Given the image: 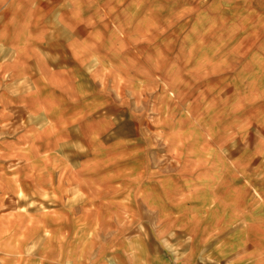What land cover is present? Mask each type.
Returning <instances> with one entry per match:
<instances>
[{"label":"rangeland","instance_id":"374dc122","mask_svg":"<svg viewBox=\"0 0 264 264\" xmlns=\"http://www.w3.org/2000/svg\"><path fill=\"white\" fill-rule=\"evenodd\" d=\"M57 9L83 15L93 52L83 66L67 64L70 100L30 75L0 77V264H26L17 238L35 240V251L48 240L52 253L68 238L72 258L83 254L76 264H95L113 230L146 264L179 262L189 238L171 220L200 213L193 200L240 198L241 217L253 220L252 197L261 198L251 193L264 189V0H62ZM7 93L34 94V104ZM174 186L183 193L173 201ZM155 200L163 210L150 208ZM205 213L209 233H221L217 210ZM256 222L236 228L262 240ZM233 229L208 241L196 264L227 262L206 253Z\"/></svg>","mask_w":264,"mask_h":264},{"label":"crops","instance_id":"0c3cea01","mask_svg":"<svg viewBox=\"0 0 264 264\" xmlns=\"http://www.w3.org/2000/svg\"><path fill=\"white\" fill-rule=\"evenodd\" d=\"M36 3L43 4L44 10L42 12L34 10ZM61 3L62 0H0V77H10L11 82H16L27 80L25 77L30 75V77L34 78V83H42L48 87L49 91L60 93L57 98L58 101L59 98L65 99V97L67 100H70L68 91L71 92L73 88L72 84L76 83V77L71 74L74 71L67 64L72 65L73 63L75 67L83 66L84 62H88L92 56L90 54L93 52L92 44L89 43L90 46L88 47V43L84 41V37L89 32L84 28L83 15H80L78 12L74 13L72 11L57 9ZM34 18L38 20L43 19L44 26L37 21H34L32 25L31 20ZM52 19L57 20V22H53V26H51ZM40 43L44 45L43 49H39ZM7 94L12 102L15 101L20 105L26 104L27 108H29V105L33 106L34 104V94L31 96L30 94H27V96ZM1 97L3 98L4 96ZM101 122L104 125L103 127L110 124V120L103 116L100 117ZM82 123V119H79V131L82 130ZM58 140L62 141L61 138H58ZM160 190L159 194L161 195H166L170 192L168 188H161ZM178 191L174 186L173 201L177 199L180 193H183ZM187 193H190V188ZM253 194L260 195L261 198L259 204L255 202L256 198L252 197L255 207L250 208V210L253 211V214H256L253 220L252 218L246 219L245 216L241 217L240 198L238 200H226L224 197H220L217 203L209 199H202L198 202L193 200L191 204L195 206L194 204L198 203L196 207L197 209L199 208L200 213H194L185 219H183L181 214L173 215V219L171 220L173 232L185 230L189 238V248L179 262L162 256L161 264H196L197 257L201 256L205 244L208 241L211 242L217 235L222 234L231 225L234 226V229L214 242L211 251H208L206 254L212 252L215 257L227 258L228 261L224 264H264V239L258 240V235L254 234V230L242 234L240 231L241 226L236 228V223L241 221V219L242 221L244 219L246 222H249V227L257 226L258 222L256 221L264 222V189L255 187L251 195L253 196ZM159 200L167 204L166 197L162 196ZM153 204L154 206H150V208L163 210L156 200ZM208 208L217 210L215 217L218 220L217 225L219 224V231L221 233H209L213 229V217H210L209 213L207 217L204 216ZM66 209L64 207V210ZM204 209H207V211H203ZM231 211H233V216L230 215ZM207 218L208 221L206 220ZM107 224L108 222H106V226ZM113 232L114 230L112 233L106 232L105 237L100 238L101 240L97 243L95 255L91 256V260L95 261V264H146L142 257H138L135 250L136 247L131 245L129 240L121 239L118 233L114 234ZM67 239L65 238L61 242V246L65 250L61 251L63 249L59 247L60 250L55 251L57 253L49 251L50 242L48 240L43 250L37 249V251L34 249L35 240H20L17 238L16 243L17 248H21L19 254L22 253L24 246L27 248L26 252L30 256L26 258V264H35V262L36 264L80 263L78 259L83 254L80 253L79 258H72L73 254L66 248ZM71 239L79 238L71 237ZM45 241L43 240V244ZM78 246L79 243H76L74 247L69 249ZM246 246H249V249L243 252ZM215 249L218 250L217 253L214 252ZM33 251L41 254L37 258L38 261L31 260L35 257ZM114 251L120 254L118 258L111 262L110 259H107V256ZM76 252L78 253L79 251L75 249L72 253L76 254Z\"/></svg>","mask_w":264,"mask_h":264}]
</instances>
